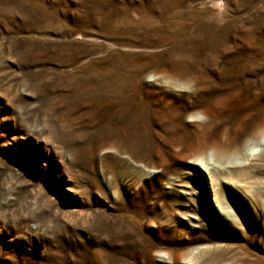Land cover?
<instances>
[{"label": "rangeland", "instance_id": "rangeland-1", "mask_svg": "<svg viewBox=\"0 0 264 264\" xmlns=\"http://www.w3.org/2000/svg\"><path fill=\"white\" fill-rule=\"evenodd\" d=\"M186 258L264 264V0H0V264Z\"/></svg>", "mask_w": 264, "mask_h": 264}, {"label": "bare ground", "instance_id": "bare-ground-1", "mask_svg": "<svg viewBox=\"0 0 264 264\" xmlns=\"http://www.w3.org/2000/svg\"><path fill=\"white\" fill-rule=\"evenodd\" d=\"M262 144H263V141H260V142L257 143V145H256L255 147L247 149V150L244 152V158H245L246 160H249V159L251 158L252 155H254L255 153H257V151L259 150L258 148H259L260 146H262ZM203 161H204V160H203ZM193 163H195V164H193V166H194L196 169L201 170V172H202L203 174H205V173H207L208 171H210V168H208V169L205 168V167H207V165L210 164V161H209V160H206V161H205L206 165H205L204 163H202L200 160H198V162H193ZM240 164L243 165V163H241V162H240ZM203 165H204V166H203ZM209 173H210V172H209ZM208 175H209V174H208ZM210 184H211V183H210ZM216 202L218 203V200H217ZM161 255H162V254H161ZM162 257L165 258V254H163ZM189 258H190V257H189ZM189 258H186L182 263H183V264H188Z\"/></svg>", "mask_w": 264, "mask_h": 264}]
</instances>
